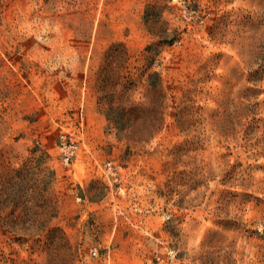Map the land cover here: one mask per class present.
Listing matches in <instances>:
<instances>
[{"label": "rangeland", "instance_id": "374dc122", "mask_svg": "<svg viewBox=\"0 0 264 264\" xmlns=\"http://www.w3.org/2000/svg\"><path fill=\"white\" fill-rule=\"evenodd\" d=\"M0 264H264V0H0Z\"/></svg>", "mask_w": 264, "mask_h": 264}, {"label": "built area", "instance_id": "2783aa9c", "mask_svg": "<svg viewBox=\"0 0 264 264\" xmlns=\"http://www.w3.org/2000/svg\"><path fill=\"white\" fill-rule=\"evenodd\" d=\"M69 156L67 155V157L66 158H68Z\"/></svg>", "mask_w": 264, "mask_h": 264}]
</instances>
